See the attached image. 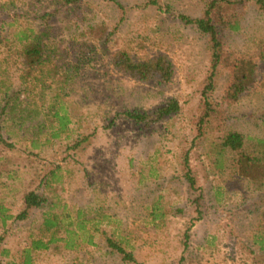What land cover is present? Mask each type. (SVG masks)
<instances>
[{
    "label": "rangeland",
    "instance_id": "obj_1",
    "mask_svg": "<svg viewBox=\"0 0 264 264\" xmlns=\"http://www.w3.org/2000/svg\"><path fill=\"white\" fill-rule=\"evenodd\" d=\"M118 1L126 9L113 0H0V38L9 40L0 47V206L15 216L25 194L36 190L98 225L94 244L51 246L36 252L33 264H264V168L242 173L232 155L216 154L218 134L199 137L194 122L211 52L207 37L179 15L198 17L210 0ZM30 28L46 29L64 49L56 58L60 69L47 63L36 90L3 114L5 92L25 87L15 33ZM230 41L257 61L258 78L230 108L228 125L264 161V11L254 0ZM123 49L141 59L169 54L174 81L160 87L118 72L113 54ZM228 81L223 68L214 101ZM172 98L181 109L156 122L138 124L126 115L153 112ZM57 110L69 122L53 137ZM52 172L57 180L48 185ZM46 208L24 220H0V264H21L24 249L40 236ZM107 237L121 241L137 262L125 261Z\"/></svg>",
    "mask_w": 264,
    "mask_h": 264
},
{
    "label": "trees",
    "instance_id": "obj_2",
    "mask_svg": "<svg viewBox=\"0 0 264 264\" xmlns=\"http://www.w3.org/2000/svg\"><path fill=\"white\" fill-rule=\"evenodd\" d=\"M67 3L76 0H64ZM121 9H126L118 0H113ZM160 6L156 0L151 1ZM260 10L264 11V0H254ZM251 0H210L207 2L203 13L198 17H193L180 13V19L186 24L195 26L208 39V46L211 52V64L207 75L205 87L202 90V100L199 104V115L194 122L197 125L198 136L207 137L209 134H218L216 142L213 140L216 154L219 157L232 155L233 162L239 165L242 173L248 174L249 169L256 165L264 168V161L259 157H254L249 151L246 136L237 130L229 127L230 108L239 103L243 97L251 92L258 78V65L254 58L240 53L230 41V35L239 31L242 26L244 14ZM44 19L52 17V13L44 15ZM46 19V20H47ZM15 37L21 43V49L17 51L22 56L25 73L21 75V82L25 86L13 94L7 90V98L1 109L3 114L11 106H15L13 101H19L24 94L29 95L36 90V82L39 81L38 73L43 70L47 63H50L51 70L59 72L60 65L57 57L63 52L60 46L54 45L46 29L37 31L34 28L19 30ZM50 39V40H49ZM9 46L8 38H0V47ZM113 64L116 70L137 81H153L160 87L170 85L176 76V67L172 57L167 53H160L144 59L135 57L130 51L123 49L113 54ZM229 72V81L220 101H214L212 96L216 88L218 72L221 69ZM0 90L4 92L3 88ZM181 109L179 100L172 98L165 105L153 112L127 111L126 115L138 124L156 122L170 116ZM1 111V112H2ZM58 122V129L53 133V137H59L68 122V116L62 114V110L54 113ZM56 173L52 172L47 178L48 185L57 180ZM187 177L191 186H196V179L191 169L187 172ZM24 208L17 215L8 213V209L0 206V220L5 224L10 219H27L32 210L42 208L47 205L43 213L42 225L39 229L38 237L34 238L31 246L24 249L21 254V264H33L34 254L40 250L54 248L76 249L81 244H94L95 231L98 225H91L93 219L87 218L81 209H78L76 216L67 205H62L60 200L50 201L36 190L27 192L23 200ZM63 208H62V207ZM61 211H59V210ZM107 242L111 248L122 254L123 259L128 262H137L135 254L128 251L121 243L113 237H107ZM261 249L264 250V239L260 241Z\"/></svg>",
    "mask_w": 264,
    "mask_h": 264
}]
</instances>
